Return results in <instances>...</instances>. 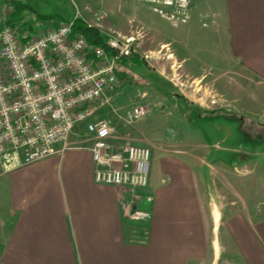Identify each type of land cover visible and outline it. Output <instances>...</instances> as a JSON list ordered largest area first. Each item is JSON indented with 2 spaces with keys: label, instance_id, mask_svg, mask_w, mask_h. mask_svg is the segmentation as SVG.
<instances>
[{
  "label": "crops",
  "instance_id": "crops-1",
  "mask_svg": "<svg viewBox=\"0 0 264 264\" xmlns=\"http://www.w3.org/2000/svg\"><path fill=\"white\" fill-rule=\"evenodd\" d=\"M190 11V22L178 31L191 35L196 22L212 29L214 54L223 64L215 65L218 76L244 69L264 88V0H193ZM213 15L216 24L204 27L202 21ZM175 43L186 51L176 54L179 73L195 80L211 75L210 68L200 67V58L192 64L187 42ZM109 120L119 142L151 148L149 186L97 183L90 135L81 125L59 155L0 174V264H224V256L225 264H264V212L253 213L228 186L226 220L224 210L217 214L207 206L206 172L151 140L126 141L120 124ZM132 203L137 217L127 211ZM135 220L144 232L130 227Z\"/></svg>",
  "mask_w": 264,
  "mask_h": 264
},
{
  "label": "rangeland",
  "instance_id": "rangeland-1",
  "mask_svg": "<svg viewBox=\"0 0 264 264\" xmlns=\"http://www.w3.org/2000/svg\"><path fill=\"white\" fill-rule=\"evenodd\" d=\"M11 1L0 0V36L13 12ZM18 1L33 10L24 13V21L34 23L24 36L56 29L62 20H75L79 11L80 19L103 31L105 38L119 35L134 38L131 56L140 57L141 62L119 66L120 74L126 76L119 74L117 86L106 93L108 104L97 112L94 120L111 119L120 124L122 133L130 139L145 138L168 150L170 155L181 152L187 156L197 169L206 172L210 185L207 206L216 213L224 210L223 218L230 215L228 205L232 197L228 186L238 191L253 213L257 208L264 212V88H257V79L244 69L237 73L231 69L227 75L218 76L215 65L223 67V64H219L214 54L217 38L212 29L196 22L198 26L193 33L182 36L180 29L173 28L141 0ZM101 12L108 17L100 29L95 15ZM38 16H60L61 21H38ZM175 42H187L192 64L196 65V58H200V67L210 68L211 75L205 80H195L179 73L176 54L186 51ZM173 95H182L188 103ZM193 104L200 110H194ZM139 106L149 111L147 117L127 123L130 113ZM123 118H127L124 125L120 123ZM137 204L140 209L142 202ZM130 206L127 211L137 217L138 209L133 203ZM137 223L135 220L130 227L144 232L145 228ZM221 236L224 242L225 229ZM225 257L221 260L224 264Z\"/></svg>",
  "mask_w": 264,
  "mask_h": 264
},
{
  "label": "built area",
  "instance_id": "built-area-1",
  "mask_svg": "<svg viewBox=\"0 0 264 264\" xmlns=\"http://www.w3.org/2000/svg\"><path fill=\"white\" fill-rule=\"evenodd\" d=\"M173 28L191 20L193 0H141ZM106 12L95 15L101 28ZM39 31L24 44L9 26L0 36V174L59 155L81 125L90 135L96 182L122 188L149 186L152 150L119 142L109 121L94 120L117 86V61L132 54L134 38H106L107 49L74 33L76 20ZM203 26L216 24L206 16ZM86 22V21H85ZM93 27L92 24H88ZM111 51L112 53H110ZM135 107L128 123L148 115ZM130 141V138L125 139ZM62 145L59 149L58 146Z\"/></svg>",
  "mask_w": 264,
  "mask_h": 264
},
{
  "label": "trees",
  "instance_id": "trees-1",
  "mask_svg": "<svg viewBox=\"0 0 264 264\" xmlns=\"http://www.w3.org/2000/svg\"><path fill=\"white\" fill-rule=\"evenodd\" d=\"M12 7H13V12L11 13V15L9 16L8 20H7V25L9 27H11L15 32L16 30H18V32H16L21 40L22 43L26 44L31 40L32 35L26 34L25 36L23 35L24 33H26L27 31H30L33 27H34V23H28L25 22V16L24 13L27 11H33L28 4H26L25 2L22 1H18V0H12ZM40 18H42L43 20H59L61 21V18L59 16H53V17H46V16H38ZM63 23L67 22L62 20ZM25 23V24H24ZM23 28V29H22ZM74 33H82L85 35V37L87 38L88 42L91 45L94 46H99L102 48H106L107 49V42H106V38L102 35V33L100 32V30H98L97 28L91 27L89 26L85 21L79 19L76 20L75 25H74ZM110 53H112L111 51H109ZM113 54V53H112ZM133 56V57H132ZM128 58H122L120 60L117 61V73L118 76L120 73H122V70L119 69L120 65H126V63H129L131 61L133 62H141L140 57L138 56H134L132 55ZM121 77H125L126 74H120Z\"/></svg>",
  "mask_w": 264,
  "mask_h": 264
}]
</instances>
